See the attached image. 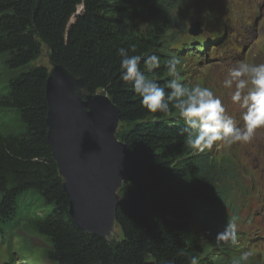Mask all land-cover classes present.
Instances as JSON below:
<instances>
[{"label": "trees", "instance_id": "trees-1", "mask_svg": "<svg viewBox=\"0 0 264 264\" xmlns=\"http://www.w3.org/2000/svg\"><path fill=\"white\" fill-rule=\"evenodd\" d=\"M181 1L0 0L2 264H16L17 256L23 264H188L192 256L200 264H232L236 259L229 244L215 241L225 215L224 180L236 165L209 150L191 149L180 135L184 121L178 112H149L131 82L120 78L118 49L131 45L136 52L130 55L161 58V67L152 72L141 62L149 79L164 86L172 78L165 67L178 56L171 42L210 14L204 1L195 8L189 7L196 1L186 0L187 8ZM48 45L52 63L87 77L93 92L106 93L120 109L127 179L117 209L119 234L111 240L84 231L69 214L47 138L49 67L36 62ZM182 62V82L195 85ZM20 229L42 243L34 244ZM37 245L42 256L34 254Z\"/></svg>", "mask_w": 264, "mask_h": 264}, {"label": "water", "instance_id": "water-1", "mask_svg": "<svg viewBox=\"0 0 264 264\" xmlns=\"http://www.w3.org/2000/svg\"><path fill=\"white\" fill-rule=\"evenodd\" d=\"M198 33L199 27H192ZM46 80L48 143L69 197V214L84 231L116 236L127 145L118 136L121 113L110 97L93 93L85 76L51 62Z\"/></svg>", "mask_w": 264, "mask_h": 264}, {"label": "clouds", "instance_id": "clouds-1", "mask_svg": "<svg viewBox=\"0 0 264 264\" xmlns=\"http://www.w3.org/2000/svg\"><path fill=\"white\" fill-rule=\"evenodd\" d=\"M129 51L135 53L136 46L118 49L121 80L131 82L134 92L141 97L142 106L149 112L170 115L173 110L177 111L184 121L180 135L186 137V144L196 152L211 150L214 145L219 146L218 142L229 146L250 143L257 130L264 129V63L237 61L222 81L223 87L230 90L231 103L241 109L238 120L211 88L182 82L178 56L173 55L166 61L165 67L172 78L161 86L141 70V62L148 72L160 68L161 58L156 54L130 55ZM215 241L218 246L238 245L237 224L230 220L216 233ZM250 256L251 252L245 251L232 264L246 262ZM188 264H200L199 257H190Z\"/></svg>", "mask_w": 264, "mask_h": 264}, {"label": "rangeland", "instance_id": "rangeland-1", "mask_svg": "<svg viewBox=\"0 0 264 264\" xmlns=\"http://www.w3.org/2000/svg\"><path fill=\"white\" fill-rule=\"evenodd\" d=\"M194 1H196L195 6H192L189 8H195L198 4H202L203 1H204V5H203L204 7H208V5H209L208 0H194ZM223 1L229 7L228 12L224 13L222 15L223 20L228 22V23L229 22L232 23L235 19H237L238 23L241 25V29H243L244 26L249 22L251 15L258 9V7L264 6V0H223ZM214 2L216 4V6L218 8H220V0H214ZM180 4L184 8L188 7L186 5L187 4L186 0H182L180 2ZM262 26H264V25L262 24ZM254 31L255 32L257 31V27H255ZM250 34H251V36H257V34L255 33V35H254V33L252 31L250 32ZM36 62L44 64V65H48V67H50L46 47L43 48V52L41 53V56L39 57V59ZM184 70L186 73L185 68H184ZM227 71H228V69L222 71L223 77L226 76ZM210 73H212V72L209 68L195 69V73L191 76V80H189V81L193 80L194 82H192V83L199 84V85H204V82H207V83L211 84L216 91H219L220 87L217 84L216 80H214L212 82L207 81L208 74H210ZM98 92H100V91H98ZM236 145L237 144L232 145V146L224 145L223 147H221L218 150L213 149V152H211V153L213 154V157L216 156L217 158H221V157L226 156L227 158L232 160L235 163V165L240 169L242 161L238 157V154L236 152H232ZM245 163L254 165L257 168V171L262 172V175L264 176V156H261L257 160H251V161H247V162L245 161ZM248 176H249V178H252L253 174L251 172H249ZM247 191L255 193V195L259 199V204L264 203V187H262L261 185H259L257 183H254L253 186L250 189H248ZM19 234L30 239L34 244H41L42 243L40 238L35 237L34 234L27 231V229H20ZM116 234L117 235L119 234V227L118 226L116 227ZM5 246L6 245L3 246L0 244V248H3ZM244 249L249 250V252H253V253H251V256L249 258V260L251 262L264 264V262L262 261L263 255H264V246H262V247H248L247 246ZM34 254L42 256V247L40 245H37L36 247H34ZM18 258H19V256H18ZM0 264H1V259H0Z\"/></svg>", "mask_w": 264, "mask_h": 264}, {"label": "bare ground", "instance_id": "bare-ground-1", "mask_svg": "<svg viewBox=\"0 0 264 264\" xmlns=\"http://www.w3.org/2000/svg\"><path fill=\"white\" fill-rule=\"evenodd\" d=\"M175 52H176V50H175ZM177 53V52H176ZM98 92V91H97ZM93 93H96V92H93ZM100 93H102V94H104V95H107L106 93H103V92H100ZM108 96V95H107ZM109 97V96H108ZM111 100V99H110ZM112 101V100H111ZM236 170V169H235ZM237 171V170H236ZM63 180V179H62ZM14 246H16V245H14ZM18 246V245H17ZM16 248V247H15ZM24 253V252H23Z\"/></svg>", "mask_w": 264, "mask_h": 264}]
</instances>
